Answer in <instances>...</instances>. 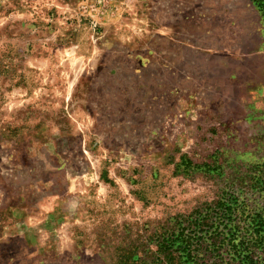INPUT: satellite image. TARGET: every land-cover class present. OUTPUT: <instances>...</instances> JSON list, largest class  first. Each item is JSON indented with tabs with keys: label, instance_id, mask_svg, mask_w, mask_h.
<instances>
[{
	"label": "rangeland",
	"instance_id": "rangeland-1",
	"mask_svg": "<svg viewBox=\"0 0 264 264\" xmlns=\"http://www.w3.org/2000/svg\"><path fill=\"white\" fill-rule=\"evenodd\" d=\"M261 171L251 0H0V264L149 261Z\"/></svg>",
	"mask_w": 264,
	"mask_h": 264
},
{
	"label": "trees",
	"instance_id": "trees-1",
	"mask_svg": "<svg viewBox=\"0 0 264 264\" xmlns=\"http://www.w3.org/2000/svg\"><path fill=\"white\" fill-rule=\"evenodd\" d=\"M251 1L264 23V0ZM248 178L258 198L248 202L225 191L191 213L173 217L152 259L137 264H264V171Z\"/></svg>",
	"mask_w": 264,
	"mask_h": 264
}]
</instances>
